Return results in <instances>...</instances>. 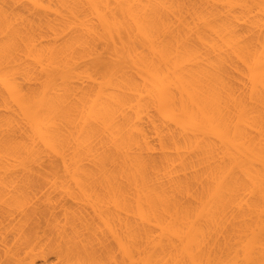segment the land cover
Segmentation results:
<instances>
[{
    "label": "bare ground",
    "instance_id": "1",
    "mask_svg": "<svg viewBox=\"0 0 264 264\" xmlns=\"http://www.w3.org/2000/svg\"><path fill=\"white\" fill-rule=\"evenodd\" d=\"M0 264H264V0H0Z\"/></svg>",
    "mask_w": 264,
    "mask_h": 264
}]
</instances>
